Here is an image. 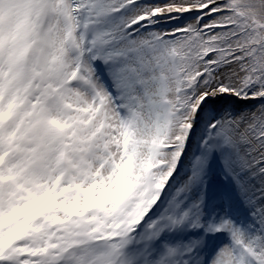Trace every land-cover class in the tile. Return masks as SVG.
Listing matches in <instances>:
<instances>
[{"label":"snow or ice","instance_id":"snow-or-ice-1","mask_svg":"<svg viewBox=\"0 0 264 264\" xmlns=\"http://www.w3.org/2000/svg\"><path fill=\"white\" fill-rule=\"evenodd\" d=\"M0 264H264V0H0Z\"/></svg>","mask_w":264,"mask_h":264}]
</instances>
